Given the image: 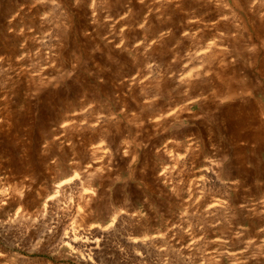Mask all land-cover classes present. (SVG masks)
I'll return each mask as SVG.
<instances>
[{
	"label": "rangeland",
	"instance_id": "obj_1",
	"mask_svg": "<svg viewBox=\"0 0 264 264\" xmlns=\"http://www.w3.org/2000/svg\"><path fill=\"white\" fill-rule=\"evenodd\" d=\"M0 264H264V0H0Z\"/></svg>",
	"mask_w": 264,
	"mask_h": 264
},
{
	"label": "bare ground",
	"instance_id": "obj_2",
	"mask_svg": "<svg viewBox=\"0 0 264 264\" xmlns=\"http://www.w3.org/2000/svg\"><path fill=\"white\" fill-rule=\"evenodd\" d=\"M239 152H240V151H239ZM239 154H240V153H239ZM62 189H63V188H62ZM14 193H16V190H15ZM85 196H86V195H85ZM85 196H84V197H85ZM87 197H88V195H87ZM85 198H86V197H85ZM54 200H56L55 197H54ZM54 202H55V205H56V202H58V201H54ZM23 204H24V203H23ZM55 205H54V206H55ZM58 205H59V203H58ZM58 205H57V206H58ZM32 206H33V205H32ZM57 206H56V207H57ZM52 207H53V206H52ZM22 208H23V207H22ZM58 208H59V207H57V209H58ZM20 209H21V208H20ZM52 209H54V208H52ZM22 210H23V209H22ZM22 210H21V211H22ZM55 210H56V209H55ZM56 211H57V210H56ZM24 212H25V211H24ZM24 212H23V213H24ZM58 212L60 213V211H58ZM25 213H26V212H25ZM21 214H22V213H21ZM25 215H26V214H25ZM23 216H24V214H23ZM20 217H21V216H20ZM44 220H45V219H44ZM46 221H47V220H46ZM49 221H50V220H49ZM51 221H52V220H51ZM42 223H43V222H42ZM43 226H44V225H43ZM46 226H47V225H46ZM48 226H49V225H48ZM48 226H47V227H48ZM44 227H45V226H44ZM47 227H46V229H48ZM45 231H46V230H45ZM45 231H44V232H45ZM47 231H48V230H47ZM40 232H42V231H40ZM48 233H49V232H47V234H48ZM42 234H43V233H42ZM67 234H69V233H67ZM67 234H65L64 236L66 237ZM74 234H75V233H74ZM72 235H73V234H72ZM45 236H46V235H45ZM48 237H49V236H48ZM73 237H75V238H73L74 240H72V242H74V243L76 244V246H77V244H78V243H77V236H76V235H73ZM68 238H70L69 240L72 239L71 236H68ZM59 239L62 240V241H64V240L62 239L61 236H60ZM60 240H59V241H60ZM59 241H58V242H59ZM79 241H81V240H79ZM79 241H78V242H79ZM88 241H89V240H88ZM70 242H71V241H70ZM81 242H82L83 245H84V242H86V240H85L84 242H83V241H81ZM59 243H61V241H60ZM64 243H65V242H64ZM68 243H69V242H68ZM86 243H87V242H86ZM86 243H85V247H84V248H86V246H90V248L92 247L91 244H90V241H89L87 244H86ZM91 243H92V242H91ZM52 244H53V243H52ZM71 244H72V243H71ZM89 244H90V245H89ZM56 245H57V244H56ZM68 245H70V243H69ZM80 245H81V244H80ZM57 246H60V245H57ZM74 246H75V245H74ZM74 246H72V247H74ZM78 246H79V245H78ZM78 246H77V247H78ZM70 247H71V245H70ZM56 248H57V247H56ZM74 248H75V247H74ZM75 249H77V248H75ZM80 250H81V249H80ZM88 250H89V249H88ZM24 263H25V262H24ZM30 263H31V262H30Z\"/></svg>",
	"mask_w": 264,
	"mask_h": 264
}]
</instances>
